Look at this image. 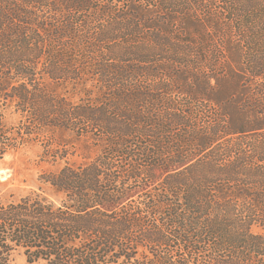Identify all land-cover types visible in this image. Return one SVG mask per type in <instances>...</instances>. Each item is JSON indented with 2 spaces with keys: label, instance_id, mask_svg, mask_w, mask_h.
Returning <instances> with one entry per match:
<instances>
[{
  "label": "trees",
  "instance_id": "16d2710c",
  "mask_svg": "<svg viewBox=\"0 0 264 264\" xmlns=\"http://www.w3.org/2000/svg\"><path fill=\"white\" fill-rule=\"evenodd\" d=\"M125 3L0 0V96L22 115L0 111V158L38 139L65 161L42 175L59 204L0 195V264L20 248L28 264H264V0L132 2L181 17V37ZM210 73L240 90L202 94ZM57 129L95 155L70 159Z\"/></svg>",
  "mask_w": 264,
  "mask_h": 264
},
{
  "label": "rangeland",
  "instance_id": "374dc122",
  "mask_svg": "<svg viewBox=\"0 0 264 264\" xmlns=\"http://www.w3.org/2000/svg\"><path fill=\"white\" fill-rule=\"evenodd\" d=\"M132 2L141 4L144 2V0H126L125 8L128 9L129 5L131 7ZM119 5L124 6L118 3L116 7H118ZM211 6H214V4ZM129 9L136 15L142 14L143 17L145 15L147 16L148 24L152 25V28L149 30L150 33L157 30L160 24H164L165 26L170 28L169 30H172L171 32L174 33L173 35L169 36L172 37L177 35L178 37H181L182 35H184V31H181V29L183 28H181L182 24H180L179 22V18L181 17L179 16L172 21L170 17L165 15L164 13L158 14V12L152 6L149 8L148 12L143 10V12H146L147 14L142 13L140 9H138L140 12L136 9H132V7ZM171 21L174 22L176 28L171 29ZM154 25H156L157 28L154 29ZM184 30L192 36L193 40H195L196 37L200 36L203 33H207L210 35L212 34V32L210 31V27H199L197 24L194 25L192 22L188 23ZM166 33L169 32L167 31ZM147 41L150 45H156V42L153 39H147ZM128 43L131 42L118 41L114 44L125 45ZM103 44L110 45V43L108 42ZM208 75H212L213 77L209 78L205 75L200 76L201 80L199 81L202 82V85L199 88V91L201 90L202 94L205 93L204 91L211 94L218 93L220 99H226L227 97L238 93V91L240 90L241 81L239 78H232L231 76H229V74L222 76V79L219 80V85H221V88L217 90L216 85L218 84V81L214 76L218 75L213 73H210ZM152 78H156V76H152ZM195 83L196 82L193 81L192 86L196 85ZM205 85L207 88H205ZM75 86L76 85L73 86V84L63 85L52 81L48 82V87L59 94H63L64 92L69 90L70 95L75 94L76 97H79V93L81 92L79 88L80 86ZM195 87L198 86L196 85ZM216 94L213 95L215 96V98ZM238 98L241 99L240 97ZM0 111L5 114L6 120L10 125H17L22 119V115L16 110L14 103L11 101L6 103L2 96H0ZM52 134L54 138L61 140L63 143H69L68 146H71L73 150L75 148L77 149L75 155L70 156V159L72 160L81 162L85 159L83 158L82 154L85 153L86 155L88 154L89 156H94L96 153V148L90 149V147L87 146L88 142L86 140H78L70 131L57 129L55 132H52ZM44 150L45 149L44 145H42V141L36 139L34 141L26 142V144L21 148L12 150L3 158H0V195L3 198L10 199L13 194L16 199H19L20 197L28 194L38 193L57 204L61 202V200L63 199V194L59 193L49 183H45L42 179V175L45 173L58 171L65 164V161L59 160L58 162L54 163L53 161H50V157L49 160H46L44 157ZM258 230L259 229L256 228V231ZM12 264H28L27 256L23 248L15 251Z\"/></svg>",
  "mask_w": 264,
  "mask_h": 264
}]
</instances>
